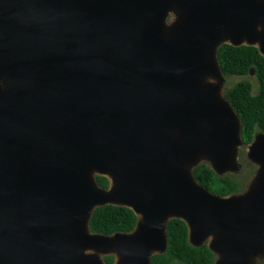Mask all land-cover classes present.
<instances>
[{
	"label": "water",
	"instance_id": "water-1",
	"mask_svg": "<svg viewBox=\"0 0 264 264\" xmlns=\"http://www.w3.org/2000/svg\"><path fill=\"white\" fill-rule=\"evenodd\" d=\"M224 39L264 55V0H0V264H105L83 249L151 264L172 218L193 246L213 235L214 264L263 252L264 133L245 192L219 197L191 174L200 157L235 169L241 146L238 117L202 80L222 75ZM106 204L130 208L135 229L90 233Z\"/></svg>",
	"mask_w": 264,
	"mask_h": 264
},
{
	"label": "trees",
	"instance_id": "trees-1",
	"mask_svg": "<svg viewBox=\"0 0 264 264\" xmlns=\"http://www.w3.org/2000/svg\"><path fill=\"white\" fill-rule=\"evenodd\" d=\"M216 59L224 77L254 75L257 83L256 92L248 80H240L222 90L223 97L229 102L239 120L241 146L253 141L257 133H264V55L253 45L220 44L216 50ZM239 154V155H238ZM241 158V152L237 150ZM256 164L247 169L240 168V180H234L230 174H217L207 163L195 165L191 174L195 182L206 191L219 197H227L244 192L251 180ZM245 172V173H244ZM95 184L103 189L108 187L105 176L96 175ZM138 217L125 206L106 204L95 207L88 218V230L92 234L111 236L115 233H131ZM166 249L149 258L151 264H214L215 254L206 244L193 246L188 240L186 223L179 218H172L165 225ZM114 257H103L105 264H113Z\"/></svg>",
	"mask_w": 264,
	"mask_h": 264
},
{
	"label": "rangeland",
	"instance_id": "rangeland-1",
	"mask_svg": "<svg viewBox=\"0 0 264 264\" xmlns=\"http://www.w3.org/2000/svg\"><path fill=\"white\" fill-rule=\"evenodd\" d=\"M177 21H178L177 13L173 9L168 10V12H167V14H166V16L164 18V21H163L164 22L163 23L164 32L166 34H170V30L175 26ZM224 42L229 43V41L225 40V39L222 40L220 43H224ZM202 80L205 83H212V84L218 85L219 90H220L219 94L222 93V90H223L224 87L229 86V85H231V84H233V83H235L237 81H240V80H248L251 83V85H252V92L253 93H255L256 89H257V83L255 81L254 75L232 76V77H224L222 75H218V76L205 75ZM23 87L25 89V87H27V86H23ZM9 88H10V85H9L8 79L5 76L0 75V91H5V90H7ZM235 149L239 150V152H241V158H240V156L236 155V158L235 157L233 158L234 159V164H235V169H233V168L228 169L223 174H230L231 177L234 180L238 181V180H240V178L242 179V176L245 175V174H243V175L241 174V172L239 171L240 168L247 169L250 166V164L253 163V162H251L249 160V158L247 157V155H246V152H247V147L246 146H240L239 145ZM202 162L207 163L211 167V163H210L209 159H207L206 157H200L196 161L195 164H199V163H202ZM257 169H259L258 166L255 167L254 173H253V175L251 177V180L249 181L247 186H245V188H244V192L249 188L254 176H256ZM96 175H97V173L92 172L91 175H90L91 179L93 180ZM109 185H110V180H109ZM212 240H213V235H209L208 237H206L204 239L203 243H206L207 245H209ZM81 253L83 255L94 256V257L98 258L101 262H103V257L107 256V255H112L114 257V259L117 260V257L115 255L114 251H109V252L107 251L106 252V251H102V250L83 249L81 251ZM215 256L218 259L221 258V255L218 254V253H215ZM258 256L254 257L251 261L253 263H255V264H264L263 255L259 256L261 258V260L259 259V260L256 261Z\"/></svg>",
	"mask_w": 264,
	"mask_h": 264
},
{
	"label": "flooded vegetation",
	"instance_id": "flooded-vegetation-1",
	"mask_svg": "<svg viewBox=\"0 0 264 264\" xmlns=\"http://www.w3.org/2000/svg\"><path fill=\"white\" fill-rule=\"evenodd\" d=\"M203 244H206V243H203ZM206 245H207V244H206ZM207 246H208V245H207ZM259 254H260V255H263V257H264V250H263V252H261V253H259ZM260 255H259V256H260ZM259 256L257 257L256 261L259 260V259L261 260V258H260ZM251 263H252V264H255V263H253L252 261H251Z\"/></svg>",
	"mask_w": 264,
	"mask_h": 264
}]
</instances>
